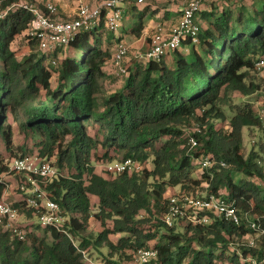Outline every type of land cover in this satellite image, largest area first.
Returning a JSON list of instances; mask_svg holds the SVG:
<instances>
[{
	"label": "trees",
	"instance_id": "1",
	"mask_svg": "<svg viewBox=\"0 0 264 264\" xmlns=\"http://www.w3.org/2000/svg\"><path fill=\"white\" fill-rule=\"evenodd\" d=\"M18 1L34 0L3 4ZM229 1L221 12L202 13L207 25L201 26L196 43L185 40L169 54L171 60L166 55L161 61L131 64L123 87L113 92L104 86L105 65L124 37L106 27V9L93 30L80 31L51 53L28 34L32 14L27 10L17 8L0 21V143L12 151V115L21 129L39 138L36 152L23 147L24 153L13 158L38 153L68 168V176L40 184L71 215L64 229L75 240L52 227L38 234V223L27 228L24 239L0 227V264H90L85 253L93 250L103 264H126L125 259L135 261L137 251L145 248L157 252L150 264H251V258H264V193L255 181L264 178V118L251 103L230 99L231 92L245 97L259 89L247 82V70L257 71L256 63L264 58V0ZM233 1L240 2L235 9ZM40 7L45 10V4ZM144 25L141 19L130 32L139 35ZM17 37L32 50L22 58L13 49ZM69 48L77 54H67ZM226 104L233 106V115L226 113ZM192 123L195 130L185 136ZM91 124L99 126L95 134ZM253 127L262 131V143L245 155L244 130ZM192 135L199 141L194 148ZM99 148L103 157L122 153V159L140 161L143 169L114 177L98 173L93 159ZM204 154L212 161L206 169L199 161ZM151 157L150 170L144 162ZM8 183L0 180V194ZM177 186L181 192L221 195L257 227L212 213L210 223L169 226L168 192ZM92 197L99 200L96 212ZM15 206L33 216L19 201ZM94 217L103 229L87 232ZM182 225L184 231H177ZM112 235H119L118 241ZM235 238L243 242L238 246Z\"/></svg>",
	"mask_w": 264,
	"mask_h": 264
},
{
	"label": "built area",
	"instance_id": "2",
	"mask_svg": "<svg viewBox=\"0 0 264 264\" xmlns=\"http://www.w3.org/2000/svg\"><path fill=\"white\" fill-rule=\"evenodd\" d=\"M133 0H103L91 5L84 0H79L76 17L72 20H59L57 18L58 8L54 3L47 2L45 10L40 7L37 0L33 2L18 1L4 6L0 0V21L4 20L10 12L17 8H23L32 14L28 34L31 38L39 41V47L46 53H51L58 48L68 45L82 30H93L101 19L103 9H106V27L116 33L123 22V6ZM138 0L137 2H143ZM181 7V18L170 31L157 26L151 37L149 47L144 51L134 54L131 64L135 62L161 61L166 55L179 49L187 39L196 43L199 39L201 25L198 15L202 10V0H183ZM55 17H52L54 16ZM130 55V47L125 41L116 43L112 55V62L115 67V74L126 76L129 74V67L126 61ZM131 60V59H130ZM258 73L264 77V58L257 63ZM189 144L192 148L199 145L195 136L189 137ZM202 168L206 169L212 164L209 155H202L199 159ZM104 169L109 174H131L143 169V164L132 158H125L107 162ZM9 170L18 178L8 183L6 190L0 194V227L3 231H10L24 239L28 227L38 223L42 227H52L68 235L73 241V236L64 229V224L69 217L64 214L62 207L41 186V182H49L53 179L64 176L56 158L40 156L38 153L15 157L10 161ZM0 180H3L2 177ZM16 192L19 197L11 201L10 195ZM33 212L29 217L26 211H21L15 203ZM209 213L220 215L227 221L240 225L244 220L249 222L252 228H256L255 222H251L248 215L242 216L236 204L221 195L199 192L198 194L178 191L171 196V206L165 215V221L169 226L184 222L210 223ZM37 218V222L33 218ZM86 259L92 260L85 253ZM157 257V252L151 248L139 249L136 254L137 264H150ZM95 264V262H93ZM256 264H264V258L256 261Z\"/></svg>",
	"mask_w": 264,
	"mask_h": 264
},
{
	"label": "rangeland",
	"instance_id": "3",
	"mask_svg": "<svg viewBox=\"0 0 264 264\" xmlns=\"http://www.w3.org/2000/svg\"><path fill=\"white\" fill-rule=\"evenodd\" d=\"M155 1L159 5H164V4L170 3V4L175 5L174 7H177L178 5L184 3L183 0H169V1L168 0H155ZM202 1H203L202 2V8L203 9L201 10L202 12L199 15L200 19H201L202 28L207 25V21H206V19H204L203 14H202L204 11H206L207 9H209V10L213 9L214 11L221 12L223 10V8L228 7L230 5V3H231L229 0H202ZM253 1L254 0H244V2H246L248 4H252ZM144 2L145 3L146 2H150V0H145ZM133 3L134 2L132 1V2H129L127 4L128 5L129 4L132 5ZM145 3L143 5H145ZM232 3H233V4H231L232 9H235V7L240 4V2H236V1H233ZM125 6H124V8H125ZM173 9L175 10L176 8H173ZM178 10H179V8H178ZM58 14L59 15H57V16H60L62 19L63 18H66V19H71L72 18V16L63 17V16H61V14L59 12H58ZM149 16L148 17H144L143 13L140 10V8L135 10L132 13H128V12L124 13V18L126 17V19L129 20V21L137 22V21H139L141 19H144L145 21L154 22L155 19L152 18V17L149 18ZM180 18H181V14L179 13L178 20H180ZM178 22L179 21H177V23ZM122 26H123V23H122V25L120 27V30H122ZM161 27L164 28L165 30L168 27H169L168 30L171 29L170 26H164L163 24L161 25ZM156 29L157 28H155L153 30V32L150 34V36L147 37L148 42H149V39L151 40V37L155 33ZM129 47H130V55H129L127 61H126V65L128 67L131 65L130 62L132 61V58L134 57L135 53H137L138 51L146 50V49H143V48L135 49V48H133L130 45H129ZM13 49L15 50L16 55L19 58H22L24 55H27V54L32 52L31 48L26 44L25 40H22L21 38H18V37L14 41ZM35 51H39L40 52L39 47L36 46ZM67 54L76 55L77 52L74 49H70L69 48L68 51H67ZM172 56L173 55H169L168 56V60H171ZM113 70L115 72V69H111V72L113 73L114 77L113 78L112 77L108 78L106 84L104 85L106 90H117V89H120L121 86L123 85V82L125 83V79L127 78V76L116 75L113 72ZM247 71L249 72V75L247 77V82L248 83L249 82H254L255 84H258L259 85V89L256 92L252 93L251 95L245 96V97L242 94H240L239 92H231L230 93V99H231L232 102H237V103H240V104L247 103V102L251 103V105H252L253 109L255 110V112L258 115L259 114L262 115L263 118H264V111H263V106H264V77L260 76L258 74V70L256 71V69H254V68H251V69H249ZM111 72H109V73H111ZM52 81H53V85H55L56 84V77H54ZM104 83H105V80H104ZM41 97L45 98V92L44 91H42ZM223 107H224V109L226 110V113L229 116L233 115L232 114L233 113L232 109H234V108H233L232 105L229 106V104H226ZM199 113H201V112L199 111ZM9 121H10V123L13 126V145H12V151H10V150H8L6 148V146H5V144L3 142L0 143V178L2 177V179H6L7 181H9V183H12V182L15 181V179L18 178V175H16L15 173L9 171L8 166L10 164V161L12 160V158L14 156H18V155L24 153L23 152V147H25L27 149V153H31L32 151L36 152V150H38V145H36V139H39V138L38 137L34 138L33 134L30 131H27L25 129H21L20 128V123L14 121L12 115L10 116ZM98 128H99V126L91 124L90 125V132L92 134H95V131ZM195 128L196 127H194V124L191 125V126H188L186 128V130H185L186 131L185 132V136L190 135V133L192 131H194ZM245 129H247V130H246V133H244V146H243L242 152H243V154L248 155L249 152L253 148H257V149L260 148V145L262 143V135L263 134H262V131L259 128H257V127L245 128ZM103 152L104 151L101 148H99L96 156L93 159V164L95 166V169H96V171L98 173H102V174H104L107 177H114L115 176L114 174H109V173H107L104 170V166L106 165L107 162L115 161V160H121L123 158V154L122 153L117 154L115 152H112V155H113L112 158H106V157H103ZM56 164H57V158H56ZM144 167L146 169H150V170L153 169V159H152V157L149 160H147L146 162H144ZM61 170H62L64 176H68L69 175L68 168H66V167L65 168H61ZM194 177H196L195 174H194ZM255 181L257 182V184L261 185V187L263 189L262 193H264V178L263 179L262 178H255ZM180 187L181 186H177V187H174V188L170 189L169 192H168V196H173L178 191L182 190V189H180ZM202 187H204L203 189H205L206 186L205 185L200 186V188H202ZM202 192H206V191H202ZM16 196L19 197V195H17V194H16ZM92 202H93L92 210H93V212H96L97 208H98L96 203L99 202V200L97 198H95V197H92ZM20 207L21 206H19L18 208H20ZM68 217L70 219L71 215H68ZM37 220L38 219L36 217L33 218L34 222H37ZM109 223H111V221H109ZM150 225L151 224H148V225H146V227L148 228V227H150ZM33 227H34L35 230L37 229L35 226H33ZM177 228H178L177 231H179V232H183L184 231V225L178 226ZM102 229L103 228L100 226V221L98 219H96L95 217L91 218L87 232H91L92 231V232L98 233ZM152 229H154V227H152ZM37 232H38V234H42L43 233V227L41 226V228L38 229ZM49 239H50V236H49ZM112 239L115 240V241H118L119 235H112ZM158 240H159V237H157L155 240L151 241L150 244L154 245V243H156ZM236 242H237V245L239 246L240 243L243 242V240L238 238V239H236ZM76 243H77V241H76ZM103 251L105 253H108L109 248L105 247V248H103ZM88 257L92 260V263L89 262L90 264H93V262H95V264H103L102 263L103 257L101 255L99 256L97 254V252L94 251V250L90 254H88ZM85 259H86V257H85ZM248 261L251 264H256V261H258V260L254 259V258H251ZM125 262H126V264H137V262H135V261L131 262V259H128V260L125 259ZM228 262L229 261H225L224 263L228 264Z\"/></svg>",
	"mask_w": 264,
	"mask_h": 264
},
{
	"label": "crops",
	"instance_id": "4",
	"mask_svg": "<svg viewBox=\"0 0 264 264\" xmlns=\"http://www.w3.org/2000/svg\"><path fill=\"white\" fill-rule=\"evenodd\" d=\"M37 1L40 3V5L46 4L47 2L54 3L57 6L58 12L61 14V16L63 17L72 16L71 19H66V18L62 19L60 16H57L59 20L68 21L76 17L79 0H37ZM84 1L88 2L91 5H96L102 2L103 0H84ZM133 1L134 3L132 5L131 4L128 5L126 3L125 4L126 6L124 5L125 8L123 6V13L125 12L132 13L135 10L140 8L144 17H148L150 15L149 18L152 17L155 19L154 22L145 21L144 19H142L145 25H144L143 31L138 35V34H134L130 32V28L134 25L135 22L127 20L126 17L123 18L122 30L119 29L115 34L118 36H123L124 37L123 41H125L126 43H128L130 46H132L135 49H139V48L147 49L149 47L150 39L148 42L147 37L150 36V34L153 32V30L158 25L161 26L163 24L164 26H170V28H172L174 25L177 24V21H179L178 20L179 12L181 11V7L183 4H180L177 7H174L175 5L170 4V3L159 5L155 0H150V2H146V3L144 2L145 1L144 0L143 2L145 3V5H143L144 4L143 2H140V3L137 2L138 0H133ZM173 8H176V9L174 10ZM168 28L166 30H168ZM115 48H116V44H114L113 46L112 53H114ZM111 69H115L112 60L107 62V64L105 65V71L107 74V77L105 78V84L108 78L114 77L113 73L111 72ZM123 85H124V82H123ZM123 85L121 86V88L123 87ZM113 91H116V90H110V92H113ZM246 130L247 129L244 130L245 131L244 133H246ZM16 194L17 193L15 192L13 193L12 195L13 198L14 197L18 198Z\"/></svg>",
	"mask_w": 264,
	"mask_h": 264
}]
</instances>
